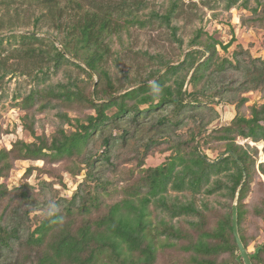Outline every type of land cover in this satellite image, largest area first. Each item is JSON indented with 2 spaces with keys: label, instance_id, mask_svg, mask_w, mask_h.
I'll use <instances>...</instances> for the list:
<instances>
[{
  "label": "trees",
  "instance_id": "16d2710c",
  "mask_svg": "<svg viewBox=\"0 0 264 264\" xmlns=\"http://www.w3.org/2000/svg\"><path fill=\"white\" fill-rule=\"evenodd\" d=\"M218 2L224 12L241 11V27L264 31V0ZM218 2L200 0L210 11ZM24 5L34 9L32 30L14 34ZM183 6L182 0H0V81L15 73L8 66L15 58L36 71L26 73L31 86L10 104L23 112L21 127L32 140L0 147V264H237L231 217L238 190L240 240L246 250L258 247L264 57L240 45L227 55L234 35L223 45L201 27L185 42L176 22ZM132 29L165 31L178 60L138 51L144 71H124L122 37ZM108 58L127 86L118 85ZM250 93L263 102L248 106L246 116ZM221 106L234 110L225 124ZM3 134L10 131L0 128ZM237 138L263 143L259 164L256 147L237 145ZM156 155L163 162L147 166ZM20 163L28 165L10 185ZM262 246L251 264H264Z\"/></svg>",
  "mask_w": 264,
  "mask_h": 264
},
{
  "label": "rangeland",
  "instance_id": "374dc122",
  "mask_svg": "<svg viewBox=\"0 0 264 264\" xmlns=\"http://www.w3.org/2000/svg\"><path fill=\"white\" fill-rule=\"evenodd\" d=\"M20 1V0H19ZM158 1V0H157ZM218 2V0H216ZM184 6L183 14L179 19L176 20L177 24L181 27L180 36L184 39L185 42L188 41L195 29L202 28L208 35L213 36L214 39L226 45L230 39L231 35H234L236 44L229 47L227 50V55L235 50L236 45H240L244 49H248L251 55L254 58H263L264 57V31L261 29H248L240 26V10H233L230 13L224 12L222 10L221 2L216 4L214 11H210L207 8H204L200 0H182ZM191 3H195V8L190 6ZM24 13L21 14L20 29L13 31L14 34H24L26 31H31L32 26L27 25L28 21H31V14L34 9L30 11L27 10L26 5H24ZM22 11V10H21ZM30 19V20H29ZM10 35L9 32L4 31L2 36ZM41 38H46L48 35H39ZM124 43H128V47H125L121 50L119 66L129 73L135 74V71H144L146 68V59L138 54V51H148L149 53L162 52L166 57L170 58L173 61L178 60L180 56V51L176 50L175 47L169 43L168 35L163 30L158 29H146V30H130V35L123 37ZM4 47H8L7 43L3 44ZM18 46V45H17ZM118 48V47H117ZM219 51V54L222 55L223 52L219 47L216 48ZM186 53V52H185ZM183 58V57H182ZM181 58V59H182ZM28 60H18L17 58L10 60L8 66L15 69V73L12 75L6 76L2 81H0V128L5 131H10V134H3L0 136V147H9V145L14 142L16 139H22L26 142H30L32 138L29 133L24 131L21 127V117L23 112L17 108H11L10 104L14 95L17 94L18 90L24 92L29 89L31 86L30 78L27 77L26 73H35V66H27ZM14 64V65H12ZM108 67H111V71L114 79L119 86H127L126 79L117 72L113 65L112 58H108L106 62ZM60 75L53 76L54 80ZM94 80H96L94 78ZM248 102L243 109V113L247 116L248 111L247 107L252 104H261L263 99L261 98L260 93H250L247 94ZM220 111L221 124H225L229 119L234 115V110L232 107H223L218 108ZM50 118V116H48ZM14 131V132H13ZM39 131V130H38ZM47 133L51 131L50 127L46 128ZM261 144V147L258 144ZM256 144L251 143L249 140H243L237 138L236 144L240 146L249 145L250 147H256L258 150V160L257 164L261 162V151L263 148V143L259 142ZM164 156L156 155L147 160V166H157L163 162ZM28 163H20L17 170L12 173V176L8 179L10 185L12 182H17L18 178L23 174V170L27 167ZM36 165H40L39 163ZM31 179L30 182H32ZM66 183L71 189L70 181L66 180ZM66 195V193H64ZM264 242V230L259 234L257 239L258 246L263 245ZM251 244L247 252L252 253L256 248Z\"/></svg>",
  "mask_w": 264,
  "mask_h": 264
},
{
  "label": "water",
  "instance_id": "95a60500",
  "mask_svg": "<svg viewBox=\"0 0 264 264\" xmlns=\"http://www.w3.org/2000/svg\"><path fill=\"white\" fill-rule=\"evenodd\" d=\"M31 35L37 36L36 34H31ZM46 38L51 40L56 47H58V48L60 47V45L58 44V42L54 38H52L50 36H47ZM204 51L206 54L208 53L207 50H204ZM181 98H182V103L185 104L186 101H185V97H184V91L181 95ZM238 165L241 167V164L239 162H238ZM238 193H239V190L236 192L233 203H232V217H231L232 233H233L235 243L237 246V250L235 252V256H236L235 260H236L237 264H251V260L255 259L258 256V253L262 249L263 246L260 245V246L256 247L252 253H249V252H247V250L245 249V247L243 246V244L240 240V237L238 234V229H237Z\"/></svg>",
  "mask_w": 264,
  "mask_h": 264
},
{
  "label": "crops",
  "instance_id": "0c3cea01",
  "mask_svg": "<svg viewBox=\"0 0 264 264\" xmlns=\"http://www.w3.org/2000/svg\"><path fill=\"white\" fill-rule=\"evenodd\" d=\"M262 156V155H261Z\"/></svg>",
  "mask_w": 264,
  "mask_h": 264
}]
</instances>
